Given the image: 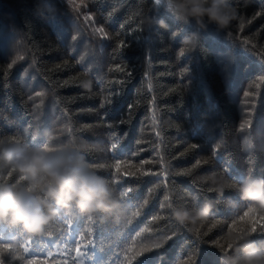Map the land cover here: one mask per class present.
I'll return each instance as SVG.
<instances>
[{
	"label": "trees",
	"instance_id": "1",
	"mask_svg": "<svg viewBox=\"0 0 264 264\" xmlns=\"http://www.w3.org/2000/svg\"><path fill=\"white\" fill-rule=\"evenodd\" d=\"M232 4V23L226 29L210 26L191 50L183 40L196 25L183 24L154 0H0V139L52 150L71 146L114 183L120 198L121 184L134 188L128 196L137 205L125 203L129 221L123 228L103 214L88 219L64 212L40 236L24 237L19 227L2 224L0 242H11L13 252L24 255L22 243L38 247L32 238L45 237L43 243L68 264H127L125 254L140 264L143 257L135 254L158 243L159 249L147 253L148 264H221L215 242L226 246L230 236L250 227L246 218L229 232L248 206L240 201L239 184L248 175L264 177V0ZM147 16L168 27L152 26L145 45ZM100 27L106 36L96 31ZM36 116L45 119L39 129ZM114 137L123 141L120 174L109 151ZM221 155L232 167L220 162ZM211 172L232 181L223 196L197 179ZM17 179L0 168V180ZM207 200L213 211L195 227L178 223L166 207ZM216 220L221 223L211 227ZM93 236L95 244L86 251ZM247 236L264 240V234ZM76 246L81 254L69 251Z\"/></svg>",
	"mask_w": 264,
	"mask_h": 264
},
{
	"label": "clouds",
	"instance_id": "2",
	"mask_svg": "<svg viewBox=\"0 0 264 264\" xmlns=\"http://www.w3.org/2000/svg\"><path fill=\"white\" fill-rule=\"evenodd\" d=\"M166 11L185 25L196 29L185 36L183 45L191 50L200 46L201 33L210 26L226 29L236 18L232 0H165ZM148 27L167 28L165 20L145 17ZM84 87H90L85 81ZM0 168L17 174L15 182H0V224L21 228L26 234L40 236L59 218L62 211L86 217L110 216L119 227H126L129 211L110 180L97 174L85 157L71 146L52 150L48 145L0 139ZM209 192L223 196L232 181L215 172L197 177ZM26 181L27 183H22ZM240 201L264 212V177L248 175L239 184ZM211 200L172 208L173 218L191 224L207 220L213 211ZM231 251L221 248V264H264V240L247 235L230 236Z\"/></svg>",
	"mask_w": 264,
	"mask_h": 264
},
{
	"label": "snow or ice",
	"instance_id": "3",
	"mask_svg": "<svg viewBox=\"0 0 264 264\" xmlns=\"http://www.w3.org/2000/svg\"><path fill=\"white\" fill-rule=\"evenodd\" d=\"M162 3L165 4V0H154L155 5H161ZM77 7H79V6H77ZM153 17H155V16H153ZM89 18L90 17H85V19H89ZM49 23L51 25L55 26L56 20H55L54 16H51L49 18ZM241 27H242V25H241ZM148 28H149L148 35L141 37V42L145 45L150 43V38H151L152 27H148ZM96 31L102 35H105V36L107 35L104 32L103 27L97 28ZM71 39H75V37H71ZM118 47L123 48L124 43L121 42V44ZM180 55L181 56L184 55V50H181ZM262 62H264V61H262ZM14 63H16L15 60L12 61V64H14ZM9 67H11V64L9 65ZM120 70L123 71V69H120ZM129 75H130V73H129ZM37 95H42V93H37ZM248 95H249V93L246 92L245 96H248ZM112 102L113 101L111 99H107V103L109 105ZM100 107L104 108L105 104L101 103ZM131 107H132V105L128 106L129 110L131 109ZM123 122L124 121L121 120L118 123L122 124ZM243 126L244 125H241L242 128H243ZM109 127L111 128L114 126L109 124ZM114 139H115V142H110L109 151H110V153H112L116 157V161H117L114 165H112V167L115 169L116 174H120L121 163H122L121 155L124 152L123 141L120 137H114ZM138 154L139 153H134L132 155H138ZM212 154L215 156L216 152L214 151ZM220 162L226 167H229V168L232 167L230 161H228L223 155L220 156ZM190 172H191V169H188V170H186L185 174L190 173ZM143 174L148 175L150 173L144 172ZM123 175H134V173L125 172V173H123ZM2 181L3 180H0V182H2ZM114 182H119V181H118V179H115ZM134 190H135L134 188L126 187L125 185L121 184V193H122L121 198L124 199L126 204L130 205L133 208L137 207V205L132 203V199L129 198L128 194L132 193ZM168 200H169V197L165 196V201H168ZM144 203H146V201H144ZM166 207H168L172 211V208L174 207V205L172 203H168L166 205ZM60 216L62 219L65 218L64 211L61 212ZM156 218L159 219L160 217H156ZM246 218L249 220L250 227H249L247 232H242L241 235H248L249 233L264 234V215H259V211L251 205H248L247 208L242 212V214H240L236 220L232 221V223L229 226V232H231L232 230H235L237 224L244 222ZM88 219H91V217H88ZM220 223H221V221L216 220L211 225V227H215L217 224H220ZM0 227H3V225L0 224ZM68 227H69V229H72V227H73V222L71 220L68 221ZM86 231H87V234H89L91 236L93 229L89 228ZM19 235L27 237V234L21 228H19ZM70 235H71V233H70ZM173 235H175V234H173ZM51 236H52V233L47 232V237H51ZM171 238H173V237L169 236V239H171ZM44 239H45V237H33L32 238L33 242L41 245V246L33 247V248H29L26 246V243H22L21 249H22L24 255H20L18 252L14 253L13 252V246H12L11 242H0V264H5L6 260H9V261L15 260L17 262H22V264H68L67 260L61 259L60 255L58 253L54 252L52 247H50L46 243H43ZM83 239H84L83 236H81L80 241L82 242ZM94 244H95V236L91 237L90 241L84 245L85 250L87 251V249H89L90 247H93ZM215 244L218 248L227 247V248L231 249V247H232L231 242H229L226 246L221 245V243L219 241H216ZM161 246L162 245L158 243V244H154L150 247H142L141 250L135 254L136 257H143V259L139 260L140 264H148L147 253L152 252L155 249H159ZM132 250H133L132 248L127 249V251H129V252ZM69 251H75L77 254H81V248L79 246H76L74 249H71ZM41 257H43V258H41ZM69 259H71V256H69ZM125 259L127 260V264H131V259H128L126 254H125ZM72 264H76V261L72 260Z\"/></svg>",
	"mask_w": 264,
	"mask_h": 264
},
{
	"label": "rangeland",
	"instance_id": "4",
	"mask_svg": "<svg viewBox=\"0 0 264 264\" xmlns=\"http://www.w3.org/2000/svg\"><path fill=\"white\" fill-rule=\"evenodd\" d=\"M33 85H35V83H32ZM36 120H37V123H36V127H37V129H39V127L43 124V122L45 121V119H39V117L38 116H36ZM51 123H52V121H51ZM54 126H56L54 123H52ZM38 135H40L41 133H40V131H38ZM50 133H54V128H52V130H51V132ZM37 135V136H38Z\"/></svg>",
	"mask_w": 264,
	"mask_h": 264
}]
</instances>
